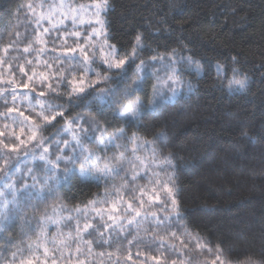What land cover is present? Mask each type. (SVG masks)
Segmentation results:
<instances>
[{
	"label": "trees",
	"instance_id": "16d2710c",
	"mask_svg": "<svg viewBox=\"0 0 264 264\" xmlns=\"http://www.w3.org/2000/svg\"><path fill=\"white\" fill-rule=\"evenodd\" d=\"M38 1L0 0V132L4 133L0 141L10 145L18 144L12 127L19 131L21 126L16 123L15 113L18 112L9 114L7 108L16 107L28 116L30 110L22 100L24 94L35 97L40 91L48 92L49 82L56 87L57 80L52 77L58 68L71 78L69 73L74 62L65 59L61 64L56 57L61 56L64 48L74 47L76 42L84 44L83 30L90 28L70 22L69 27L55 29L45 37L41 35L47 44L45 52L39 53L45 45L35 43L33 9L28 8ZM108 4L107 39L116 45L119 53L128 51L135 36L142 34L144 47L139 57L146 63L152 56L166 55L172 49L184 56L192 55L203 67L199 75L186 65L179 66L183 79L191 82L192 90L182 89L177 102L163 105L155 116L146 114L131 126H126L111 111L105 110L103 115L96 113L95 103L89 113L83 105L77 107L78 102L69 105L66 95L56 98V93H50L48 98L64 105L68 119L78 114L88 118L95 116L109 132L124 128L126 137L136 133L152 139L163 131L165 137L157 141L155 147L165 155L175 154L174 194L180 205L181 219L164 211L163 205L157 202L140 206V200L146 201L152 194L151 173L124 186L121 178L124 173L105 183L82 178L77 172L61 187L57 197L50 198L47 205H40V209L46 208L51 214L53 205H62V211L57 207V218L72 217L71 222L60 229L64 233L72 231L78 220L83 224V217H77L76 209L86 210L90 219L96 217L92 222L97 231L90 229L92 234L84 235V241H92L90 246L83 241L71 248H60L59 241L55 248L48 244V264H52L53 256L56 264H220V261L264 264V0H108ZM29 23L31 26L26 28ZM70 26L80 33L79 38L68 35ZM25 35L27 40H23ZM30 43L36 51L30 49L25 53L23 50ZM233 57L239 60L235 67L249 78L246 92H229L226 81L225 86H221L217 79V62L225 65L227 76L231 77ZM28 60H32V64H28ZM43 61L52 64V68ZM21 66L27 75L19 71ZM83 71L82 66L75 67L77 78ZM40 73L49 75V81L42 83ZM28 76H33V80L28 81ZM92 76L95 77L88 76L90 80H94ZM154 82L148 74L143 91L137 93L143 98L146 109L153 99ZM22 83H28L29 89L20 87ZM13 88L17 92L16 102L12 100ZM67 90L66 82L61 83L58 91ZM31 115L35 117L34 112ZM63 125L64 121L57 118L53 126L45 128L43 134L49 137L46 143L70 138L67 134L60 135ZM89 131H92L90 126ZM24 132L20 139H26V128ZM85 143L97 150L95 144ZM28 149L34 150L31 144ZM35 151L38 154L39 150ZM52 151L55 158V150ZM36 165L39 172L43 166L39 161ZM141 189L146 192L143 197ZM161 199H165L163 193ZM89 201H97L94 208ZM128 202H132L135 209L140 206L147 219L140 218L139 227L128 226L123 220L116 221L115 230L105 227L114 223L108 220L109 215L132 216V213L124 214ZM113 203L120 212L111 211ZM153 214L162 218L171 215V227L156 228ZM23 215L30 217V224L36 227L31 208ZM120 223L125 225L122 230ZM49 231L51 236H56L55 227H50ZM173 231L177 233L176 238L169 235ZM100 232L107 242L101 241ZM36 242V236L23 219L15 221L0 239V264H12L14 252L17 253L16 264L21 259H36L37 264H44L43 245L36 250ZM29 244L33 245L32 251H27ZM18 249L25 250L23 256ZM218 255L220 260L216 259Z\"/></svg>",
	"mask_w": 264,
	"mask_h": 264
},
{
	"label": "snow or ice",
	"instance_id": "6c2138e0",
	"mask_svg": "<svg viewBox=\"0 0 264 264\" xmlns=\"http://www.w3.org/2000/svg\"><path fill=\"white\" fill-rule=\"evenodd\" d=\"M41 7L43 8V5ZM28 8L33 9V19L36 25L33 29L36 35L35 43L45 45V48L38 50L39 53L45 52L47 44L45 40L40 38L41 35L50 33V29L46 27L43 28L41 33L42 21L47 19L51 23L57 14L65 19L71 17L72 23L75 25L76 20L79 18V11H90L95 17V23L99 25V29L94 27L88 40L92 36L104 35L106 37L107 35L106 21L102 18V14L108 9V0H94L93 4L89 6L78 5L76 8L66 6L63 2L50 4L47 11L41 12L39 15L35 13L33 5L29 4ZM61 9L64 11L61 12ZM88 23H92V21L90 20ZM30 26L31 23L25 25L26 28ZM68 35L79 38L80 33L71 32ZM27 39L28 37L25 35L23 40ZM88 40H85L84 44L76 42L75 47L64 48L61 56L56 57V60L61 64L65 59L74 62L69 73L71 78L64 76L63 69L58 68L57 73L52 77L57 80L56 87H53V84L49 82L47 83L48 92L40 91L35 97L28 94L23 95L22 100L27 101L30 115L26 116L23 111H19L16 107L7 108V113L18 112L19 116L23 117L22 120L16 121V123L21 125V133H24L25 128H27L26 139H20L17 136L18 144L11 145L0 141V145H2V148H0V239L3 238V234L10 229L15 221L22 218L32 234L36 236V250H40L43 245V253L46 257L44 264H48L47 255L50 251L47 247L48 244H52L55 248L57 247V241H59L60 248H71L73 244L83 241L90 246L92 241H84V235H91L90 229L97 231L92 222L96 217L93 216L90 219L86 210L76 209L77 217H83L84 222L81 225L78 220L72 231L64 233L60 229L66 227L71 222L72 217L61 215L57 218V207H60L62 211L63 206L53 205L51 214L46 208L43 211L40 209V205H47L50 198L55 199L61 187L67 183L72 174L77 172L82 178L104 181L105 183L121 177V174L124 173L121 177L125 182L124 186L134 183L137 179L148 177V174L151 173L149 177V183L153 186L151 201L162 204L164 211H170L177 220L181 219L180 205L174 194L176 186L173 160L175 154L169 152L165 155L158 152L155 147L157 141H163L165 137L163 131L156 133L152 139L142 138L133 133L127 137V144H120L118 141L126 137L124 128L109 132L107 127L100 125L95 116L88 118L78 114L68 119L65 116L67 109L64 105L53 103L48 96L50 93H56V98L66 95L69 105L73 104L74 101L78 102L76 106L83 105L89 113L93 111L91 106L95 103L96 108L94 111L96 113L103 115L105 110L111 111L126 126H131L140 121L141 117L146 114L155 116L163 105L177 102L182 89L192 90L191 82L183 79L182 70L179 66L186 65L199 75L203 71L202 65L192 55L184 56L177 49H172L166 55L152 56L150 58L151 63L160 62L165 69V75H159V70H153L150 73L155 82L152 85L153 99L146 109L143 98L137 95V93L143 91L146 77L149 74L146 71V61L139 57V52L144 47L142 34L135 36L131 48L123 54L119 53L115 44L108 43L107 39L104 41V46L98 50L88 46ZM65 43H67L66 39ZM30 49L36 51L31 43L23 51L29 53ZM97 52L101 63L105 66L103 74L95 72L92 67L96 63ZM137 60H139V63L136 62ZM40 62L37 58V63ZM27 63L32 64V60H28ZM43 63L48 68L53 66L47 61H43ZM238 63L239 60L233 57L230 78L227 76L225 65L220 62L216 64L217 79L221 86H225L226 81L229 92H246L249 87L248 76L241 74L240 69L235 67ZM77 66L84 68L78 78L75 73V67ZM19 71L27 75L23 66L19 68ZM89 73H94L96 78L94 80L88 79ZM34 75L36 74L34 73ZM33 76H28V81H32ZM39 77L42 83L48 82L50 79L49 75L44 73H40ZM64 82H66L68 90L65 93H60L58 88ZM9 83L13 82L9 81ZM20 87L29 89V84L22 83ZM165 90L170 95L165 96ZM30 91L34 92L35 89ZM89 97L91 99H88ZM157 99L160 100V103H157ZM12 100L13 102L17 100L16 88L12 89ZM32 112L35 113L34 118L31 115ZM57 118L64 121L60 135L67 134L70 138L56 139L51 143H46L49 137L44 136V130L48 126H53V122L57 121ZM86 124L91 127V133L89 127H85ZM3 135L4 133L0 132V136ZM85 141L95 144L97 150L91 149ZM29 144L32 145L34 150L30 151L28 149ZM129 144L132 145L131 148L128 147ZM37 149L39 150L38 154L35 151ZM53 149L55 150L54 159L52 158ZM110 149L116 151L109 154ZM21 152H23V155H21ZM141 152L149 153L150 156H141L139 154ZM13 157H15V160H13ZM37 161L43 166L39 172L37 171ZM62 165L63 167H61ZM141 173H144V176ZM113 187L115 188V185ZM161 193L165 197L163 200L161 199ZM145 194V190L141 189V197ZM96 203L97 201H89V205L93 208ZM139 203L142 207L145 201L141 199ZM87 207L88 205L85 206V209ZM29 208L33 210L36 227H32L30 224V217L27 215L22 216ZM111 211L116 213L120 212L121 209L116 203H113ZM132 212H134V215L130 219H126L125 222L128 226L136 225L139 227L141 221L137 218L141 217L142 214L134 209L132 202H128L124 214ZM36 213H40V215L36 216ZM96 215L99 216L100 213ZM143 219H147V216H144ZM152 219L155 221L156 228L171 227V215L162 218L153 214ZM108 220L114 223L105 227L115 230L117 218L114 215H109ZM124 226V223L119 224L121 230ZM50 227L57 229L55 237L51 236ZM23 235L27 237L28 233H23ZM99 235L102 242H107L103 240V232H100ZM169 235L172 238L177 237V233L174 231L169 232ZM181 243L184 242L181 241ZM32 248L33 245L29 244L27 251H32ZM18 251L23 256L25 250L18 249ZM217 251L220 252L219 245H217ZM76 252L79 257V247L76 248ZM16 256V252L12 253V264H16ZM216 259L220 260V256L218 255ZM19 264H37V261L36 259H21ZM52 264H56L54 256ZM220 264H224V262L220 261Z\"/></svg>",
	"mask_w": 264,
	"mask_h": 264
},
{
	"label": "rangeland",
	"instance_id": "374dc122",
	"mask_svg": "<svg viewBox=\"0 0 264 264\" xmlns=\"http://www.w3.org/2000/svg\"><path fill=\"white\" fill-rule=\"evenodd\" d=\"M61 2H63L66 6H71L73 8H76L78 5L89 6V5L93 4V2L77 3L75 0H39L37 3L34 4V6H35L34 7V11H35V13L37 15H39L41 12H46L50 4H59ZM41 5H43V8L41 7ZM108 9H109V4H108ZM108 9H107V11L105 13L102 14V18L105 21H106V13L108 12ZM60 11L63 12L64 10L61 9ZM32 13H33V11H32ZM90 20L92 21V23H88V21H90ZM70 22H72L71 17L65 19L63 16L57 14L53 18V20H52L51 23H49V21L47 19L44 20V21H42V27H41L40 31L42 33L43 28L46 27V28H49L50 29V33H51V31H53L55 29H60V28H63V27H69L67 25ZM76 24H78V26L80 24V26L82 28L83 27H86V26H89L90 27L89 29L83 30V34H84V39L85 40H88L89 34L92 33V30H93L94 27L97 28V29H99V25H97L95 23V17L91 14L90 11H79V18L76 20ZM53 26H55V27H53ZM106 29H107V22H106ZM71 32H77L76 29L74 28V26H70V33ZM50 33H48V34H42V36L45 37V36L49 35ZM107 36H108V31H107L106 37L104 35L92 36L91 39L88 40V46L93 47L95 50L100 49L101 47L104 46V41H105V39H107ZM107 42L110 43V41L108 39H107ZM95 59H96V63L92 65L93 69L95 70V72H100V73L103 74L104 71H105V66L101 63L98 52H97V56H96ZM165 62H167V61L165 60ZM153 70H159L158 74L161 75V76H164L165 75V69L162 67V65L160 64V62H157V63L153 64L150 61V62L146 63V71L150 74L151 73L150 71H153ZM90 75H94V73H89L88 76H90ZM93 78L95 79V77H93ZM88 79H89V77H88ZM164 95L167 96V95H170V93L167 92V90H165ZM33 102H34V100H33ZM25 104L27 105V101L25 102ZM15 115H16V119L18 121L23 119V117H20L18 113H15ZM19 126H21V125H19ZM12 129H13L14 137L15 138L17 136H21L22 137V135L25 133V132L24 133H21V130L17 131V129H15L13 127H12ZM122 140H124L125 142H123ZM122 140H119L118 143H120V144H127V137H125ZM128 147L131 148L132 145L129 144ZM114 150L115 149H111L109 151V154H111L112 152H115L116 151V150L115 151ZM139 154L141 156H145V155L150 156L149 153H145V152H141ZM52 158L54 159V155H53ZM129 171H131V170L129 169ZM141 174H144V173H141ZM151 195L152 194H149L147 196V199L148 200L145 201V205L146 204H149L150 202H152L151 199H150ZM136 210L140 211V206H137L136 207ZM141 214H142L141 217H139L137 219H140V218H143L144 216H146L143 213H141ZM132 215H134V212H132ZM130 218H131V216L128 217V218H122V217L117 216V220H123V221H126V219H130Z\"/></svg>",
	"mask_w": 264,
	"mask_h": 264
}]
</instances>
